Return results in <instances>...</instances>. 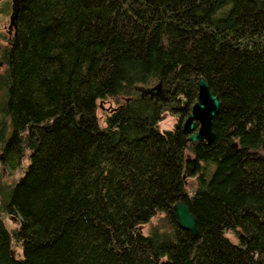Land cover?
<instances>
[{"label":"trees","instance_id":"trees-1","mask_svg":"<svg viewBox=\"0 0 264 264\" xmlns=\"http://www.w3.org/2000/svg\"><path fill=\"white\" fill-rule=\"evenodd\" d=\"M2 37L1 166L22 173L0 191V264H264V0H22ZM199 78L219 106L190 145Z\"/></svg>","mask_w":264,"mask_h":264},{"label":"water","instance_id":"water-1","mask_svg":"<svg viewBox=\"0 0 264 264\" xmlns=\"http://www.w3.org/2000/svg\"><path fill=\"white\" fill-rule=\"evenodd\" d=\"M9 15L8 25L6 31L12 32V36L15 35L16 18L19 8V4L22 0H8ZM160 90V84H156L151 88L142 89L138 91L141 95H148L152 97L156 95ZM180 98V97H179ZM181 105H184V99L180 98ZM219 102L215 95H212L207 87L206 82L199 78L197 80L196 100L192 104L188 114L182 122V131L186 134V140L190 145L196 142L203 141L209 144L213 138L214 133L212 131L211 122L214 114L217 112ZM195 124L197 125L195 127ZM196 168V159L194 156H186L183 163L182 178L189 173L194 172ZM172 212L174 215L175 223L182 229L186 230L191 237H196L195 220L193 215L189 212L186 204L179 200L172 205Z\"/></svg>","mask_w":264,"mask_h":264},{"label":"rangeland","instance_id":"rangeland-1","mask_svg":"<svg viewBox=\"0 0 264 264\" xmlns=\"http://www.w3.org/2000/svg\"><path fill=\"white\" fill-rule=\"evenodd\" d=\"M9 1L8 0H0V44L5 45L7 41L3 40V37L6 39H10L12 36H9V38L6 35V28L8 25V15L10 12L9 9ZM6 36V37H5ZM0 45V46H1ZM3 66L0 64V72L2 71ZM2 93L0 92V99H1ZM99 108L96 110V116H97V122L99 126H103V121H102V110H105L106 106H108V103L101 104L99 103ZM111 105V104H109ZM189 112V111H188ZM185 117L183 116L180 119V123L182 124L183 120ZM179 119L175 114H169L165 112L161 118V120L158 122V127L159 129H172L173 125L178 122ZM197 125L195 124V127ZM186 156H194L190 151H186L185 157ZM22 169L21 168H16L14 170H7L3 166L0 165V191L3 192L6 187L9 185H12L13 182H15L21 175ZM196 177H197V172L194 170V172L189 173L187 176L184 177V183L186 190L189 192H192L195 185H196ZM15 219H12V217H5L3 219V222L7 228H15L17 224L14 222ZM154 221V219H151ZM148 230V224H144L141 227V232L144 233ZM226 236L232 240L233 242L237 241V238L231 234V232H227ZM12 254L15 257H20V251L16 247H12Z\"/></svg>","mask_w":264,"mask_h":264},{"label":"flooded vegetation","instance_id":"flooded-vegetation-1","mask_svg":"<svg viewBox=\"0 0 264 264\" xmlns=\"http://www.w3.org/2000/svg\"><path fill=\"white\" fill-rule=\"evenodd\" d=\"M6 35H7V37L9 38V36H12V32H8V31H6ZM1 156H2V153H1V151H0V165H1Z\"/></svg>","mask_w":264,"mask_h":264}]
</instances>
